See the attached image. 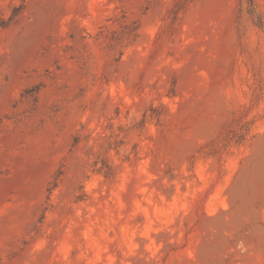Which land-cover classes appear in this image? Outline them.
<instances>
[{"label":"rangeland","instance_id":"374dc122","mask_svg":"<svg viewBox=\"0 0 264 264\" xmlns=\"http://www.w3.org/2000/svg\"><path fill=\"white\" fill-rule=\"evenodd\" d=\"M0 264H264V0H0Z\"/></svg>","mask_w":264,"mask_h":264}]
</instances>
